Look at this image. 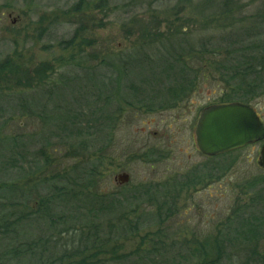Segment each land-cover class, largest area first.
Returning a JSON list of instances; mask_svg holds the SVG:
<instances>
[{
    "label": "rangeland",
    "instance_id": "1",
    "mask_svg": "<svg viewBox=\"0 0 264 264\" xmlns=\"http://www.w3.org/2000/svg\"><path fill=\"white\" fill-rule=\"evenodd\" d=\"M79 1L0 0V217H21L15 236L0 234V264H21L5 253L24 242L47 239V258L77 245L64 233L55 247L54 236L90 212L106 249L96 264H122L115 246L159 264H201L189 255L205 238L211 261L222 238L220 264H264L262 143L210 157L195 135L201 108L234 84L221 67L236 59V40L222 30L254 24L264 34V0H236L231 13L224 0H85L82 12ZM254 34L231 48L253 45ZM175 53L189 72H160L157 61ZM169 77L189 87L173 98ZM244 101L264 122V86ZM122 172L130 181L118 185ZM54 189L64 190L52 210L66 222L55 228L29 218Z\"/></svg>",
    "mask_w": 264,
    "mask_h": 264
},
{
    "label": "trees",
    "instance_id": "2",
    "mask_svg": "<svg viewBox=\"0 0 264 264\" xmlns=\"http://www.w3.org/2000/svg\"><path fill=\"white\" fill-rule=\"evenodd\" d=\"M107 0H101L100 5H103ZM184 2H192V0H183ZM217 0H201L198 4L199 8L200 6H206V5H214ZM84 4L85 0H80L73 8L75 10H78L79 12H82L84 10ZM220 5V4H219ZM96 6V7H99ZM222 7L225 12L231 13L232 8L236 7L237 9L241 8V3L236 0H224L222 3ZM264 18V15L262 16ZM235 28L234 23L232 24ZM261 26V25H260ZM259 25H254L246 28L241 29H234L233 27L229 26L226 29L222 30V32L227 33V35L224 37L227 42L231 40L232 38H235V42L232 40L229 43V49L228 56H231L232 54H235L236 59L233 60L232 64L224 65L221 67L223 71L226 70L225 73V80L228 83H234L231 84L230 89L226 95V99L224 101H232V100H238L244 102L245 98H251L253 93L258 92L261 90L264 86V34L259 31L260 28ZM231 29L230 31H228ZM255 33V41L254 44L249 47H241L238 49L231 48V44L238 42L237 40L241 38L244 35ZM201 47H206V45H202ZM173 51H176L173 49ZM169 52H172L171 49ZM227 63L229 61L226 60ZM231 63V61H230ZM157 66L160 68V72L165 73L166 75H170L172 77L173 74L180 75L188 73L189 70H185L184 66H186V60L183 56L179 53L171 54L170 57L163 56L159 61H157ZM217 69H219L217 67ZM175 70L179 71V73H176ZM182 72V73H180ZM184 79V77H182ZM169 80L172 82H169L170 86L168 87V91L172 93V96L174 98L175 95H178L180 92L183 91V89H187L189 87V83L183 84L184 82H176L172 81L169 77ZM168 80V81H169ZM173 82H176L175 84ZM250 95V96H249ZM181 96V95H180ZM246 102V101H245ZM12 167L15 165L12 160L8 163ZM5 189H12L13 185L6 184L5 183ZM53 188H57V185H53ZM51 187V189H52ZM60 189H64L63 186L60 187ZM55 190V189H54ZM4 191V190H2ZM56 192L52 191L50 194H48L45 198H42L41 200H38V206L33 209L32 215L29 217L30 219H33L32 216H34V219L41 218L42 216L44 218H48L49 224L51 227L55 228L57 225L65 222V214L64 212L57 216L52 210V206L55 205L56 199L59 197H62L60 195L63 193L61 190H55ZM5 192V191H4ZM8 193L5 198L1 197L4 202H2L3 208H5L6 203L11 205L13 203L12 195L14 193V190H8L6 191ZM65 194V192H64ZM97 199V197H96ZM6 202V203H5ZM66 203L70 204V202ZM95 212V209L93 210ZM11 216V217H9ZM39 216V217H38ZM85 218L82 220V222L79 223H66L64 225V228H61L59 231L60 236L55 237V239H58V242L55 244V247L58 246V243L61 241H65V237H61L62 234L67 233L69 235L75 236L72 238V240H78L79 243L77 245H74L72 247H65L63 245V251L59 254L56 250L53 252L52 255L47 258L45 255L47 251L46 242L47 239H38L36 241L31 242H24L20 245H17L15 247H11V249L5 253L6 257L11 262L19 261L21 264L26 263L27 259L34 260L38 259V264H96L101 263L100 255L104 254L106 252V249L104 248V241L99 238V224L96 222L97 218V212L93 213L90 212L89 214L84 215ZM21 220V217H18L14 211L10 212L9 214H4L0 217V234L3 235H16V226L18 222ZM68 222V221H67ZM222 232V231H221ZM78 237V238H76ZM85 240V242H84ZM206 242L205 245H196L191 250V257L196 258L197 256L203 257V261L201 264H220V255H223V246L220 245V240L223 241V239H216V247L217 255L218 257L211 261L208 259L209 254V238L203 239ZM42 247V250L40 252H36V249ZM112 251V257L111 258H117L119 261H121L122 264H159L158 259L150 258L148 254H141V250H136L129 253H122L120 254V248L119 246H115L111 248ZM185 258V257H184ZM187 259V258H186ZM173 261V260H172ZM176 261V260H175ZM174 262V261H173ZM184 261L180 262L183 264Z\"/></svg>",
    "mask_w": 264,
    "mask_h": 264
},
{
    "label": "water",
    "instance_id": "3",
    "mask_svg": "<svg viewBox=\"0 0 264 264\" xmlns=\"http://www.w3.org/2000/svg\"><path fill=\"white\" fill-rule=\"evenodd\" d=\"M197 144L202 153L218 156L264 140V123L248 104L237 101L217 103L204 108L196 125ZM259 165L264 168V144ZM118 185L130 181V174H117Z\"/></svg>",
    "mask_w": 264,
    "mask_h": 264
},
{
    "label": "flooded vegetation",
    "instance_id": "4",
    "mask_svg": "<svg viewBox=\"0 0 264 264\" xmlns=\"http://www.w3.org/2000/svg\"><path fill=\"white\" fill-rule=\"evenodd\" d=\"M257 93V92H256ZM256 93H253L252 94V97L251 98H254V95L256 94ZM181 97V96H180ZM238 101V100H237ZM223 102H227V101H224V100H221L220 102H217V103H223ZM242 102V101H241ZM217 103H211V104H208V105H206V106H204V107H202L201 108V110H200V112L204 109V108H206L207 106H210V105H213V104H217ZM243 103H246V104H248V105H250L251 106V104H249V103H247V102H243ZM254 108V107H253ZM255 109V108H254ZM255 111H256V109H255ZM200 112H199V115H200ZM257 112V114H258V116L260 117V119L262 120V117L260 116V114L258 113V111H256ZM199 115H198V117H197V119H196V124H195V135H196V125H197V121H198V118H199ZM263 121V120H262ZM264 123V122H263ZM196 143H197V135H196ZM258 143H262V145H263V142L262 141H260V142H258ZM197 146H198V144H197ZM199 148V147H198ZM199 151H200V149H199ZM201 152V151H200ZM202 153V152H201ZM203 155H205L204 153H202ZM205 156H208V155H205Z\"/></svg>",
    "mask_w": 264,
    "mask_h": 264
}]
</instances>
